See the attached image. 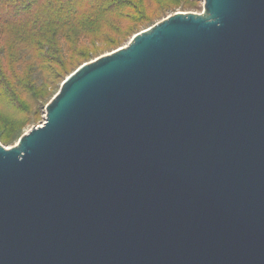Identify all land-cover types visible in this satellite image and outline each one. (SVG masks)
I'll use <instances>...</instances> for the list:
<instances>
[{
  "label": "water",
  "instance_id": "water-1",
  "mask_svg": "<svg viewBox=\"0 0 264 264\" xmlns=\"http://www.w3.org/2000/svg\"><path fill=\"white\" fill-rule=\"evenodd\" d=\"M0 144V264H264V0H205L82 65Z\"/></svg>",
  "mask_w": 264,
  "mask_h": 264
},
{
  "label": "trees",
  "instance_id": "trees-1",
  "mask_svg": "<svg viewBox=\"0 0 264 264\" xmlns=\"http://www.w3.org/2000/svg\"><path fill=\"white\" fill-rule=\"evenodd\" d=\"M165 1L0 0V44L5 36L15 37L22 46L27 66L33 63L42 66L44 71L47 64L57 62L54 54L60 53L54 40L47 37V31L54 30L57 38L63 40L67 48L74 50V33L79 38L97 41L103 40L108 33L123 35L127 27L148 17L147 4L161 7ZM103 30L105 34H102ZM7 55L11 57L10 51L1 47L0 99L6 101V107L15 114L25 113L22 98L24 92L30 91L29 84L19 77L13 80L7 78ZM17 66L19 65L15 66L16 69ZM15 83L17 84L14 86Z\"/></svg>",
  "mask_w": 264,
  "mask_h": 264
},
{
  "label": "rangeland",
  "instance_id": "rangeland-1",
  "mask_svg": "<svg viewBox=\"0 0 264 264\" xmlns=\"http://www.w3.org/2000/svg\"><path fill=\"white\" fill-rule=\"evenodd\" d=\"M204 9L205 0H166L161 7L150 4L148 6L147 4L148 17L127 27L123 35L108 33L106 37H103V40L97 41L79 38L77 33H74L76 40L74 50L67 48L63 40L57 38L54 30H49L46 35L49 39L54 40L60 53L54 54L57 56V62L47 64L44 71L42 66H36L33 63L28 67L27 61H24V51L17 39L5 36V40L0 44V49L5 47L11 55V57L9 55L6 57V62L9 65L6 64L7 78L13 80L15 77H19L21 81L29 84L30 91L24 92L22 98L25 104V113L15 114L12 109L6 107V101L0 99V144L7 149L14 148L25 134L33 128L43 125L46 121L47 105L60 91L63 82L82 65L126 47L136 34L153 27L170 16L177 13L202 14ZM102 34H105L104 30ZM11 64L12 66H10ZM16 65H19L17 69Z\"/></svg>",
  "mask_w": 264,
  "mask_h": 264
}]
</instances>
